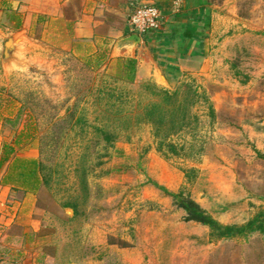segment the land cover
<instances>
[{
	"label": "rangeland",
	"instance_id": "rangeland-1",
	"mask_svg": "<svg viewBox=\"0 0 264 264\" xmlns=\"http://www.w3.org/2000/svg\"><path fill=\"white\" fill-rule=\"evenodd\" d=\"M28 1L0 0V132L14 158L34 157L52 179L26 203L34 202L37 231L21 245L22 263L264 264L263 234L216 238L185 221L161 189L188 195L223 225L264 211V0H209L211 33L198 68L161 72L164 79L135 72L132 82L109 44L121 37L117 30L130 28L136 7L94 26L76 19V3L65 7L64 20L31 14ZM162 18L151 35L166 33ZM77 22L90 24L93 37L81 41ZM14 37L24 46L16 48ZM147 84L176 92L188 108V125L166 138L175 153L158 149L151 124L134 121L161 98ZM115 111L130 120L109 146L75 123L99 124L94 118ZM82 163L86 192L75 171ZM12 164L7 171L25 170L21 159ZM34 168L31 179L12 181L33 182L42 176ZM74 198L76 214L62 207Z\"/></svg>",
	"mask_w": 264,
	"mask_h": 264
},
{
	"label": "crops",
	"instance_id": "crops-1",
	"mask_svg": "<svg viewBox=\"0 0 264 264\" xmlns=\"http://www.w3.org/2000/svg\"><path fill=\"white\" fill-rule=\"evenodd\" d=\"M180 1L182 3L178 10L175 9L174 0H29L28 8L31 14L45 13L49 18L66 20L65 7L70 3H76V19L93 20L95 26L103 23L106 16H111L110 14L124 18L130 9L143 3L155 4L161 9L165 23L161 28H167L166 33L151 35L149 31L148 37H143L141 33L132 32L129 27L123 28L116 31L121 37L111 41L109 50L111 58H133L136 61L138 76L143 71L150 75L152 71L155 77L160 76L164 79V75H160L161 72L172 75L197 69L203 42L206 41L207 44L208 35L211 33L208 23L210 1ZM77 24L75 32L77 37H83L81 41L93 37L90 24L87 25L85 22ZM114 32L113 29L110 30L111 34ZM15 37L12 40L15 47H23L24 38L21 37L22 40L17 42ZM13 64L17 63L14 61ZM155 79L157 81V78ZM2 137L0 132V159L4 144ZM14 155L15 153L10 155L0 165V264H23L21 245L30 240L32 233L37 231V221L31 218L32 213H36L34 202L28 205L35 200L33 189L26 183L25 185L14 183L12 179L16 178L15 173L6 170L7 165L14 162ZM27 228L31 232L30 235L26 233Z\"/></svg>",
	"mask_w": 264,
	"mask_h": 264
},
{
	"label": "trees",
	"instance_id": "trees-1",
	"mask_svg": "<svg viewBox=\"0 0 264 264\" xmlns=\"http://www.w3.org/2000/svg\"><path fill=\"white\" fill-rule=\"evenodd\" d=\"M120 61H122L120 63L122 73H125V77L128 79V82H132L136 72V61L133 58H123ZM146 87L153 95H160L161 98L159 101L149 102L148 104H146L144 106L143 112L138 113L135 116L134 121L135 123L145 122L151 124L154 130L153 135L158 139V149H161L162 146L166 145L171 153H175V145L167 142L166 138L171 134L180 131L183 127H186L188 125V108L186 105L178 103L176 92H169L166 89L158 88L154 84H147ZM108 97L110 98V96ZM119 100L120 99L118 98V101ZM114 102L116 101L114 100ZM122 102L123 101L121 99L120 103ZM1 103L2 98L0 96V108L2 107ZM121 113V111H115L114 113L110 112L108 114H103L101 115V118H94L95 121H97V119L101 121L99 122V124H89L88 120L85 118H77L75 120V123L81 125V129H86L87 127L91 128L95 138H98L97 141H102L103 145L109 146L116 140L118 136V129L122 131L128 128L130 115H121ZM111 117L113 118V123H116L117 125L115 124L113 126H110V123H108L107 120ZM13 153H15L14 145L5 142L2 146L0 165L4 161H6ZM16 159H21L22 163H25V170L21 169V171L19 170L17 172H14L16 173L15 175H17V177H22V179H31V175H34L35 171L34 166H37V171H40L42 175L41 177L40 175L35 176V178H33V182H31L30 180L31 183L24 181L26 182V185L35 190V192L39 189L41 184H43L45 187L49 186L52 178L50 173L47 174L45 172L46 168L42 164V162L30 157L14 158V162L16 161ZM75 171L78 175L77 177H79L80 179V187L84 190V192H86L87 186L85 177L88 173V168L85 167L84 163H82L80 168H77ZM161 189H163L165 194L171 196L173 203L177 208H180L184 211L185 216L183 219L185 221H193L207 226L210 230L211 235L216 238H231L246 235L252 232H259L264 235V211H259L251 219L243 224L223 225L219 223L212 215L207 213L206 210L203 209L198 202H196L188 195H184L180 191L168 192L165 188ZM62 207L71 208L73 210V213L76 214L78 203L74 198L73 200L70 199L64 201Z\"/></svg>",
	"mask_w": 264,
	"mask_h": 264
},
{
	"label": "built area",
	"instance_id": "built-area-1",
	"mask_svg": "<svg viewBox=\"0 0 264 264\" xmlns=\"http://www.w3.org/2000/svg\"><path fill=\"white\" fill-rule=\"evenodd\" d=\"M181 1L175 0L174 5ZM130 30L145 33L161 26V10L154 5L144 4L135 8L129 17Z\"/></svg>",
	"mask_w": 264,
	"mask_h": 264
},
{
	"label": "water",
	"instance_id": "water-1",
	"mask_svg": "<svg viewBox=\"0 0 264 264\" xmlns=\"http://www.w3.org/2000/svg\"><path fill=\"white\" fill-rule=\"evenodd\" d=\"M133 36L136 37V35H132V37H133Z\"/></svg>",
	"mask_w": 264,
	"mask_h": 264
}]
</instances>
